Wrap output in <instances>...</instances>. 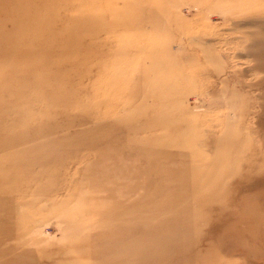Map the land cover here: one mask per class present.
Wrapping results in <instances>:
<instances>
[{"label":"rangeland","instance_id":"rangeland-1","mask_svg":"<svg viewBox=\"0 0 264 264\" xmlns=\"http://www.w3.org/2000/svg\"><path fill=\"white\" fill-rule=\"evenodd\" d=\"M0 32V264H264V0H0Z\"/></svg>","mask_w":264,"mask_h":264},{"label":"bare ground","instance_id":"bare-ground-1","mask_svg":"<svg viewBox=\"0 0 264 264\" xmlns=\"http://www.w3.org/2000/svg\"><path fill=\"white\" fill-rule=\"evenodd\" d=\"M1 33V32H0ZM21 34V33H20Z\"/></svg>","mask_w":264,"mask_h":264}]
</instances>
